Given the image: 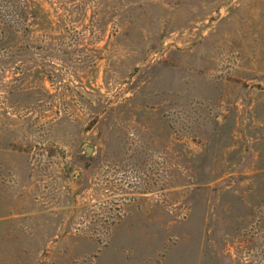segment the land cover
I'll return each instance as SVG.
<instances>
[{
    "label": "rangeland",
    "instance_id": "rangeland-1",
    "mask_svg": "<svg viewBox=\"0 0 264 264\" xmlns=\"http://www.w3.org/2000/svg\"><path fill=\"white\" fill-rule=\"evenodd\" d=\"M0 264H264V0H0Z\"/></svg>",
    "mask_w": 264,
    "mask_h": 264
},
{
    "label": "water",
    "instance_id": "water-1",
    "mask_svg": "<svg viewBox=\"0 0 264 264\" xmlns=\"http://www.w3.org/2000/svg\"><path fill=\"white\" fill-rule=\"evenodd\" d=\"M91 150H92V147L91 146H88L87 153L89 154L91 152Z\"/></svg>",
    "mask_w": 264,
    "mask_h": 264
}]
</instances>
